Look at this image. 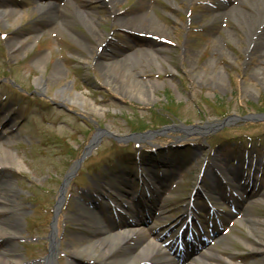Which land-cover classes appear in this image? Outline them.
<instances>
[{"label": "rangeland", "instance_id": "obj_1", "mask_svg": "<svg viewBox=\"0 0 264 264\" xmlns=\"http://www.w3.org/2000/svg\"><path fill=\"white\" fill-rule=\"evenodd\" d=\"M56 2L43 11L45 0H0V176L21 212L14 264H46L51 244L52 264L74 261L97 222L75 214L82 196L97 209L120 188L138 190L141 173L157 196L138 199L149 209L139 232L168 250L196 235L184 264L209 248L213 264H264V118L239 119L264 112V62L247 50V23H213L212 0ZM145 13L128 29L118 20ZM118 196L132 222L135 193ZM108 213L101 222L126 219ZM90 251L80 261L100 264L104 251Z\"/></svg>", "mask_w": 264, "mask_h": 264}, {"label": "bare ground", "instance_id": "obj_2", "mask_svg": "<svg viewBox=\"0 0 264 264\" xmlns=\"http://www.w3.org/2000/svg\"><path fill=\"white\" fill-rule=\"evenodd\" d=\"M114 3L115 0H109ZM209 11L213 16V23L220 22L224 19L233 18L242 23H247V26L251 32L249 37V43L247 50L250 54H257L258 58L264 62V0H239L237 3L235 0H212ZM245 3L246 6L240 4ZM48 5L56 7L57 4L48 0L43 3L42 10L47 9ZM211 8V9H210ZM251 9L257 10L259 13V20L251 14ZM207 10V8H206ZM13 11V10H12ZM208 11V10H207ZM3 13H7L4 10ZM207 13V12H206ZM145 15H132L124 16L119 15L118 20L122 23L124 28L134 27L137 23L142 24L140 21L145 19ZM214 45H216L214 43ZM134 54L125 56L130 58ZM135 56V55H134ZM7 168L8 162L0 160V167ZM216 170H213L215 173ZM2 174V173H1ZM126 179V177H125ZM16 193L13 190L12 185L6 179L4 175L0 176V241H3L0 251V264H14L17 263L18 256L16 253L15 246L13 247L11 241L18 236L21 230V224L19 216H21L20 205L15 199ZM83 206H79L75 211V214L82 218L83 216L95 215L91 213V210L96 205L97 201L94 195H89V200L82 196ZM91 213V214H90ZM103 220H106V216L103 215ZM97 222L94 225L88 226L89 234L84 241V246L81 249H75L73 254L74 261H69V264H85L80 261L79 254L82 251L89 252L91 248L96 250L97 247L101 248L104 253L101 257L100 264H151L155 261L158 264H184L187 259L177 260L170 258L167 253L165 246H163L156 239L149 237L144 231L139 232V227L144 222L136 224V226L122 222L120 226L114 220L103 221L102 219L96 218ZM142 235V239L137 237ZM52 235V234H51ZM55 233L51 236L53 243ZM137 238V239H136ZM91 252V251H90ZM57 253L56 248L51 244L49 254L45 258L46 264H52L55 254ZM207 254H213L212 249L202 250V253L197 258V261L201 264H213L209 260H206ZM79 255V256H78Z\"/></svg>", "mask_w": 264, "mask_h": 264}, {"label": "water", "instance_id": "obj_3", "mask_svg": "<svg viewBox=\"0 0 264 264\" xmlns=\"http://www.w3.org/2000/svg\"><path fill=\"white\" fill-rule=\"evenodd\" d=\"M231 118H232V116L226 117L224 119V123L230 121ZM260 118H264V113H250V114H246V115H243V116L239 117V119H241V120H256V119H260ZM139 135L144 136L145 133H140ZM115 137L118 138L119 140H122L123 138H125V137L121 138V137H118V136H115ZM61 195H63V188L61 190ZM54 221H55V218H54Z\"/></svg>", "mask_w": 264, "mask_h": 264}]
</instances>
